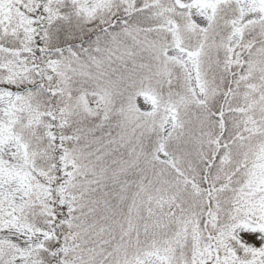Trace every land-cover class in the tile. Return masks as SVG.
Listing matches in <instances>:
<instances>
[{"label": "snow or ice", "instance_id": "snow-or-ice-1", "mask_svg": "<svg viewBox=\"0 0 264 264\" xmlns=\"http://www.w3.org/2000/svg\"><path fill=\"white\" fill-rule=\"evenodd\" d=\"M0 264H264V0H0Z\"/></svg>", "mask_w": 264, "mask_h": 264}]
</instances>
